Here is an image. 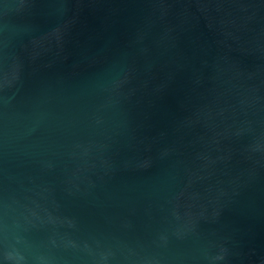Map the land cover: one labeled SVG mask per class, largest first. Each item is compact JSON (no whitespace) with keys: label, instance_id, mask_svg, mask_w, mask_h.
Listing matches in <instances>:
<instances>
[{"label":"water","instance_id":"obj_1","mask_svg":"<svg viewBox=\"0 0 264 264\" xmlns=\"http://www.w3.org/2000/svg\"><path fill=\"white\" fill-rule=\"evenodd\" d=\"M0 264H264V0H0Z\"/></svg>","mask_w":264,"mask_h":264}]
</instances>
